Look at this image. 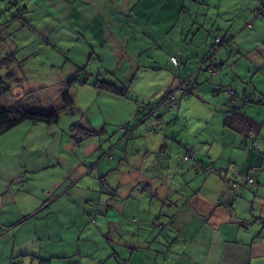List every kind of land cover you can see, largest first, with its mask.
<instances>
[{
	"label": "crops",
	"instance_id": "obj_1",
	"mask_svg": "<svg viewBox=\"0 0 264 264\" xmlns=\"http://www.w3.org/2000/svg\"><path fill=\"white\" fill-rule=\"evenodd\" d=\"M81 1L73 0V6L62 8L66 15L57 18H70L69 12L76 11L78 5L80 17H89L95 25L96 34L102 32V38L106 37L108 42L113 43L118 62L137 63L133 67L134 75L141 68H148L147 63L161 68L160 58L163 56L168 59L170 56L168 66L173 76L174 71L178 72L174 78L175 82L178 79L181 84L184 76H181L182 65H176L171 60L173 56L181 58L183 70L187 71L184 77L189 78L187 81L192 79L197 83L195 94L204 102L213 101L216 108L212 112L214 115L208 113L202 125L204 122L210 125L212 120H217L220 129L190 130L184 135L183 128L177 130L179 128L171 121L173 117H181V113L170 115L166 113L164 105L158 109V117L164 124L163 131L177 137L180 145L184 143L187 148L198 150L200 158L207 165L224 168L227 176L197 171L190 165L185 168V172L180 171L182 176L179 178L172 161H165L166 165L159 162L163 164L159 167L154 163L155 158L151 159L155 165L152 166L153 171L146 168L149 164L145 166V162L139 161L136 166H131V173L127 175L125 172L128 169L120 168L121 172L114 170V164L108 160L111 157L105 159L102 156L90 162L92 157L89 156L95 154L91 150L87 151L83 160L71 161L60 151L64 136L58 133L59 128L43 123H23L19 126L24 133L21 137V159L19 156L21 177H27L28 173L32 175L39 166L38 150L50 151L46 152V160L56 158L49 164L42 163L40 169L65 161L68 165L64 176L51 187L61 190L62 194L51 203L48 215L41 218L46 223L34 221V226L28 229L27 238L23 235L27 231L23 225L27 224V213L33 210H29L26 204L20 207L16 202L6 205L10 194H13L10 199L17 201V190L21 187L6 177H0V210L10 211L0 216V220L4 221L11 230L10 235L15 238L14 254L22 253V244L28 240L31 245L27 254L35 257V264H67V259L76 261L77 252L82 255L81 264H105L103 260L107 261L106 264H264V17L256 16L258 0ZM76 2L79 3L76 5ZM250 22L252 26L248 25ZM216 35H223L226 39L218 53L224 69L220 76L212 77L207 65ZM96 40L99 41V38ZM151 51L155 53L149 54ZM102 52L105 53L103 50H94L92 55L101 56ZM236 53L240 58L232 62L231 56ZM110 58L94 60L99 66L103 64V68L97 70L98 76L117 81L118 85L122 81L118 79L131 84L130 79L121 77L119 67L106 64ZM170 86L172 83L169 82L165 94L171 89ZM227 86L236 90V96L230 97L223 92ZM131 87L135 89L134 82ZM144 106L140 109L143 110ZM233 107H240L253 117L261 126L259 132L253 130L252 134L246 136L227 128L225 118ZM180 108L175 111L178 112ZM139 115L137 112L136 116ZM141 116L143 123V114ZM133 131L131 136L134 137L138 130L135 128ZM154 136L156 140L160 139L159 135ZM74 138L78 142L79 138ZM162 138L161 144H153L155 140H152L147 145L148 151L164 143L168 151L167 141L170 137L163 135ZM23 157L25 161H22ZM119 159L122 163L123 159L128 160V155L124 154ZM96 165V173L90 172ZM233 174L238 180L253 176L256 184L253 187L233 188L229 179ZM100 176L105 177L103 185ZM147 181L159 190V197L153 199L149 192L141 191L136 199H132L136 189H146L140 183ZM101 189L118 190L121 198L119 203L125 202L123 214L129 211L125 220L122 213L108 205L109 201H105L107 195L101 194ZM70 192L71 197L68 194ZM22 195L31 206L32 191H23ZM152 207H155L157 214L161 208L167 213L163 219L164 231L153 227L152 220L155 217L148 215ZM157 207L160 208L157 210ZM86 210L96 213L101 211L96 221L104 222L106 226H102L100 231L96 229L88 221L90 216ZM134 212L139 213L138 221L132 220L128 224L129 214ZM110 228L116 229L118 239L106 236L105 232ZM11 242L0 244V259L3 261L7 259ZM162 247L167 249L166 252L160 251Z\"/></svg>",
	"mask_w": 264,
	"mask_h": 264
},
{
	"label": "rangeland",
	"instance_id": "obj_2",
	"mask_svg": "<svg viewBox=\"0 0 264 264\" xmlns=\"http://www.w3.org/2000/svg\"><path fill=\"white\" fill-rule=\"evenodd\" d=\"M56 1L59 3L58 5H56ZM86 1L87 0H82L81 2ZM78 3L79 2H76L75 4L77 5ZM25 6L26 8H24ZM71 6H73V0H67L66 2L63 0H0V56L6 57L5 53L11 50H14L17 54L16 61L11 71L13 76L7 80V83L11 86L13 85V88H16V92L11 91L1 96L0 104L7 105L14 101L17 96L21 98L19 95L26 96L28 94L25 101L30 102L34 106L40 108L41 105L43 106V103L49 102V104H52L54 107H58L60 106L58 105L60 100H58L57 97H59V89L63 81L74 76L78 69L81 81L84 79V76H86V73L81 69L86 68V71L94 77H92V83L83 85L80 81L76 83L71 90L75 106L71 110L62 111L60 122L55 125L59 128L58 133L64 136V143L60 151L68 157V159H71V161H77L78 159L83 160L87 151L91 150L95 152L96 155L94 154L95 159H93V154L89 156L92 157L90 162H93V160L96 161L102 156L104 157V152H111L112 159H108L110 158L108 156L104 158L114 164L113 167L115 171L121 172L120 168L125 170L128 169L125 172L127 175L131 173V166H136V164L140 163L139 161L145 162V166L149 164L151 167L147 166L146 168H150L152 171V166H155L154 163L162 167L163 164L157 162H164L166 165L168 161H172V165L176 163L175 169L180 170L179 168L183 165L178 163H181L186 146L184 143L180 145L177 142V137H173L163 131L164 127L162 125L164 124H161L160 117H156L160 115L158 114L159 111L155 113L156 123L160 122V130L158 133H149L150 124L147 122L141 123V114L139 115L140 117L136 115L138 109L144 104L155 105L156 102L165 95L164 91L169 82L172 83L170 90L179 97L180 85L189 80V78L184 77L187 72L183 70L184 62H181V58L178 57L182 65L181 76L184 75L181 79L183 81L181 84H179L178 79L175 82L174 76L175 74L178 75V72L174 71L175 74L173 76L168 66L170 56L168 59L163 56L160 58L161 68H155L151 65L152 63H147L148 68H141L138 74L134 75L132 71L137 63L135 61L128 63L118 62L119 58L113 52L115 50L113 43L108 42L106 37L102 38V32L98 31L96 34L94 30L95 25L89 17H80V10H77L78 5L77 9H75L76 11L69 12L68 15L70 18L66 20L57 18V16L63 17L66 15L62 8H69ZM96 38H99V41H97ZM101 45L105 47L103 48ZM94 50L96 52L103 50L105 53L102 52L101 56L97 54L93 56ZM150 53H155V51H151L149 54ZM101 57H111L110 62L107 59L108 62L106 64H111L114 67L116 66V68L119 67L122 74L121 77H126L130 79L132 83H135V89H131L132 83L126 84L123 79H118L122 80L119 82L118 86L120 89H124L125 87L131 89L128 96L109 94L105 97L104 93H99V89L95 86L97 81L95 75L98 72L97 70L103 68V64L100 63L99 66L94 60L98 61ZM8 72L9 70L3 69L2 75L7 78ZM192 81L195 82L194 80ZM165 85L166 87L163 90ZM196 88L197 85L193 89L191 97L186 95L182 98L181 108L178 112L175 110L167 111L165 109L166 113L170 115L176 116L179 112L181 113V117H173L174 119L171 118V121L173 120L172 123L176 125L172 126L179 128L177 130H180V127L183 128L184 135L190 130L211 131L213 127H216L218 130L220 129V124L217 120H212V124L210 125L207 124V122H204V125H202V122L207 119L208 113L211 112V114H213L216 108L213 105V101H202L199 95L195 94ZM35 99L38 102H36ZM124 123L137 126L136 130L138 131H135L134 137L131 136L128 139L120 130V125ZM73 124H77L76 130L77 133H79L77 135H80L78 137V142H76V138L70 137L75 134L72 131V127L75 128L76 126H71ZM188 125L189 127H187ZM83 127L91 130L97 129L103 131L95 136H87L85 134V128ZM23 134L24 133L21 132L18 126L10 132L0 136V177H6L12 182L18 183L21 187H18L19 190H17V201L11 200L13 194H10L7 196L9 198L6 199V205L16 202L20 207L26 204L29 210H33L31 213H27L28 217H24L27 224L23 225V227H25L27 231L23 233V235H26L27 238L29 237L28 229L34 226V221L46 223V220H41V218L48 215L50 212L49 206L62 194L61 190L57 191L56 189H51V187L64 176L66 171L65 167L68 164L65 161L64 163L50 165L49 168L42 170L40 169L42 163L49 164L56 161V158L46 160V152L49 153L50 151H47V149L38 150V165L40 167H36L37 169L33 171L32 175L28 173L27 177H21L19 156L21 159L23 151L21 148V137ZM162 134L170 137L169 140L168 138L165 139L166 141L168 140V154L164 155L165 151L161 149L165 143L161 146L157 145L154 149L151 147L148 151L147 145L152 140H155L153 144L156 142H159V144L162 143ZM83 135L85 139L81 138ZM154 135H159L160 139L156 140ZM184 142L188 144L186 141ZM68 143H70V145H68ZM157 147H159L158 150ZM53 150L58 153L57 150ZM124 154L128 155V160L123 159L121 163V159L119 158ZM32 156H34V153ZM152 158H155L154 163L151 160ZM22 161H25V157L22 158ZM120 165L122 167H120ZM173 167L174 166L171 168ZM165 169L167 170L168 168ZM23 170L25 171V169ZM140 188L141 187L134 191L132 199H136L137 194L141 191ZM28 190H31L33 193L31 206H29V203H27L22 195L23 191ZM68 194L71 197V192ZM115 202L117 205H120L121 210L118 211L123 214L122 210L125 202L121 201V203H119V199ZM156 204H158V202ZM82 208L83 205L81 204L80 209ZM159 208L160 207H157V210ZM17 209V211L20 212L19 207H17ZM152 209L151 213H148L149 217H153L155 214V207H152ZM9 212L8 209L0 210V216H5L4 214ZM128 212L129 211H126V215L123 214L125 216L124 220ZM138 214V212L130 213V222H128V224L131 223L133 218L138 219ZM91 224L98 227L94 222H91ZM115 230L116 229L112 228L106 230V236L118 239ZM10 231L11 230L7 228L6 224L1 219L0 244L7 243L11 240L12 246L6 261L0 259V264H35V257L27 254L31 245L28 240L24 241L22 244L24 246L23 252L14 254L16 248L14 245H16V243L14 236L10 235ZM68 238L71 239V237ZM166 250L167 249L164 247L160 249L162 253L166 252ZM21 254H23L24 257H22ZM26 254L28 256H26ZM24 258L27 260H24ZM67 260L70 261L71 258ZM102 262L105 264L107 263L105 260ZM110 262H112V259Z\"/></svg>",
	"mask_w": 264,
	"mask_h": 264
},
{
	"label": "trees",
	"instance_id": "obj_3",
	"mask_svg": "<svg viewBox=\"0 0 264 264\" xmlns=\"http://www.w3.org/2000/svg\"><path fill=\"white\" fill-rule=\"evenodd\" d=\"M258 2H259V5H258L257 11H256V16L264 17V14H262V15L257 14L258 9L260 8V5L264 4V0H261V1L258 0ZM24 8H26V6ZM248 25L252 26V23L250 22V23H248ZM214 41L215 42H214V45L212 48V54L210 56V60L208 59L207 71L210 73V75L212 77H218L222 74V71L224 69V66H223L224 64L222 65V61L219 58L218 53H219L221 47L226 43V39L223 35H216ZM5 55H6V57L0 56V97L7 94V93H10L11 91L16 92V88L15 87L13 88V85L11 86L9 83H7V80L13 76V73L11 71H12V67H13L14 62L16 61L17 54L14 52V50H11L10 52H6ZM173 57H175V56H173ZM239 58H240V55L238 53L233 54L231 56L232 62H235V60L237 61ZM171 60H172V58H171ZM176 65L180 66L181 63L180 64L176 63ZM3 69L9 70V72L7 73L8 74L7 78H5L2 75ZM211 69H216L217 74H213V71H210ZM81 70L86 73V76L81 81L79 78V74H80L79 69L74 76L70 77L69 79L67 78L63 81L62 86L59 89V97H57L58 100H60V103L58 104L60 106H58V107H54L52 104H49V102L43 103V106L41 105L40 108L37 106H34L30 102L25 101L26 100L25 98L28 94L26 96L19 95V97H21V98H18V96L17 97L15 96L16 97L15 100L10 102L7 105H1L0 104V136L10 132L11 130L17 128L18 126H20L23 123H33V124L43 123V124L50 125V126L59 124L61 112L65 111V110L66 111L71 110L75 106V101H74V98L71 94V90L76 85V83L79 81L82 85L92 83V78L90 77L91 75L86 71V68H82ZM98 74L96 75L97 81L95 83V86H96V88L99 89L101 94L104 93L105 95L106 94H114V95H120V96H128V94L131 92L132 87H131V89L128 87H125L124 89H120V87H118L119 85L117 84V81H113L111 79H108V78H105L102 76H98ZM196 85H197V83L193 82L190 79V84L186 85V87L182 91H184L186 93L191 92L193 94V89L196 87ZM190 87H192L193 89H191ZM229 88L233 90V92H234L233 94L228 93ZM223 92L227 96H230V97H234L237 94L236 90L233 87H228V86L223 89ZM181 94L182 93L180 91V95ZM172 95L177 96L176 94L171 93V91L169 90L166 92L164 98L160 102H157L154 106H150L151 104H145L146 107L144 106L145 108L143 110L140 108L138 109V113L143 114L144 122H147L150 124L149 133H158L160 130V128H159L160 122L156 123V119H155V113H156V111H158L160 106L165 105L164 107L166 110L174 111L182 103L183 97L181 98V100L177 104L176 100L171 98ZM188 97H191V96L188 95ZM35 101L38 102L36 99H35ZM40 104H42V103H40ZM156 117L158 118V116H156ZM224 124L227 128L233 129L235 132L237 131L243 135L245 134L246 136H249L250 134H252L253 130H256L259 132L260 127H261L260 124L258 122H256L253 117H251L247 112H245L240 107L231 108L230 113L228 115H226ZM71 126H74V127L76 126L75 128L72 127V131L75 133L72 136L79 137L80 135H77L79 133H77V130H76L77 124H73ZM121 127H120V129L122 130V132L124 133L125 136L127 134V137H129V136L131 137V135L134 132L133 130L136 128V126H133L132 124L130 125V123H125V124L121 125ZM83 128H85V134L87 136H95L98 133H102V131H103V130L99 131L97 129L91 130V129H88L86 127H83ZM81 138L85 139V136L83 135V136H81ZM177 142H178V140H177ZM185 146H186V148H185V152H184V155L182 157L181 163H178V164L183 165L182 167L179 168L180 169L179 171L185 172L184 170H185V168H187V166L193 165L192 168L196 169L197 171L201 170V171H204L207 173L218 174L220 177H222V176L226 177L227 176V174L225 173L226 170H223L224 168H219L216 166L207 165L200 158V156H199L200 154H199L198 150H195L193 148H187V145H185ZM255 148H258V146H255ZM162 151H165L164 155L168 154V151H167L165 146L163 147ZM103 155L112 158L111 152H108V153L104 152ZM169 157H171V156H169ZM186 157H188L187 160H185ZM174 164L176 165V163H174ZM175 168H176V166H175ZM97 169H98V166L96 165L90 170V172L96 173ZM175 170L177 171L176 175L182 176L181 172H180L181 173L180 174L177 169H175ZM247 177H250V175ZM247 177H245V178H247ZM251 177H253V176H251ZM229 179L232 181V187H233L234 178H232V175L230 176ZM104 180H105V177L100 176V181H101L102 185H103ZM241 180L237 179V181H241ZM255 182H256V180H255ZM140 184L146 186V189H144V190L142 189V187L140 188V190L142 192H149L153 199H157V197H159V190L154 186V184L152 182L147 181L145 183L141 182ZM254 185L242 186V187H253ZM101 194L107 195V199L105 201H109L108 205L110 207L116 208L119 211L121 210L120 205H117L115 202L117 199H119V200L121 199L117 189H113V190H109V191H105V190L101 189ZM127 197H128V195H127ZM164 208H165V206H164ZM86 214H88V216H90V219H88V221L90 223L94 222L95 224L98 225V227H95V226L94 227L96 229H98L99 231L101 230L102 226L103 227L106 226V223H104V222L99 223L96 221L98 218V214H101V211L96 213V212H93V210L92 211L86 210ZM93 214H95V215H93ZM166 214L167 213L163 211V208H161L159 214L155 213L153 216L155 218H153V220H152L153 227L159 228V230L164 231L165 230V222L163 221V219L165 218L164 216H166ZM151 218H150V220H151ZM22 221H24V219ZM133 221L136 222V221H138V219L133 218ZM75 256L77 257L76 261L70 260V261H67V264H81L80 258L82 257V255H80V253L77 252L75 254ZM62 258H66V257L62 256ZM45 261L48 262V260H45Z\"/></svg>",
	"mask_w": 264,
	"mask_h": 264
},
{
	"label": "built area",
	"instance_id": "obj_4",
	"mask_svg": "<svg viewBox=\"0 0 264 264\" xmlns=\"http://www.w3.org/2000/svg\"><path fill=\"white\" fill-rule=\"evenodd\" d=\"M261 1V0H260ZM257 14L258 15H262V14H264V4H262V5H260V8L258 9V12H257ZM172 61L173 62H175V63H177V64H180V62H179V60H178V58L177 57H172ZM218 63V62H217ZM210 71H213V74H217V72H216V69H211ZM187 82V81H186ZM183 83V84H181V86H180V91H181V95L179 96V97H177V96H175V95H172V97L171 98H173L174 100H176V103L178 104V102L181 100V98L182 97H184V96H191L192 95V93L191 92H189V93H186V92H184V91H182L185 87H186V85H189L190 84V81H188L187 83ZM191 89H193L192 87H190ZM228 93H230V94H233L234 92H233V90L232 89H228ZM150 106H154V105H150ZM187 158L188 157H186L185 158V160H187ZM223 170H225V169H223ZM232 178H234V181H233V187L235 188V187H240V186H251V185H254L256 182H255V179L253 178V177H247V178H243L241 181H237V179H236V175L235 174H233L232 175Z\"/></svg>",
	"mask_w": 264,
	"mask_h": 264
},
{
	"label": "bare ground",
	"instance_id": "obj_5",
	"mask_svg": "<svg viewBox=\"0 0 264 264\" xmlns=\"http://www.w3.org/2000/svg\"><path fill=\"white\" fill-rule=\"evenodd\" d=\"M168 168H170V167H168ZM183 170H184V169H183ZM178 171H179V170H178ZM167 172H168V171H167ZM173 173H174V172H173ZM176 173H177V172H176ZM179 173H180V172H179ZM167 174H169V173H167ZM180 174H181V173H180ZM162 175H164V174H162ZM169 175H171V174H169ZM164 176H165V175H164ZM174 176H175V175H174ZM183 176H184V175H183ZM168 177H169V176H168ZM169 178H170V177H169ZM179 178H180V176H179ZM181 178H182V177H181ZM185 178H186V177H185ZM161 179H163V177H161ZM165 179H166V178H165ZM165 179H164V181L167 182V181H166L167 179H166V180H165ZM170 179H171V178H170ZM172 180H173V179H172ZM180 180H181V179H180ZM165 182H164V183H165ZM174 182H175V181H174ZM177 182H178V179H177ZM167 183H168V182H167ZM170 183H171V182H170ZM164 185H166V184H164ZM167 185H169V184H167ZM179 185H180V184H179ZM171 186H172V185H171ZM166 187H168V186H166ZM166 189H167V188H166ZM172 190H173V189H172ZM115 205H116V204H115Z\"/></svg>",
	"mask_w": 264,
	"mask_h": 264
}]
</instances>
